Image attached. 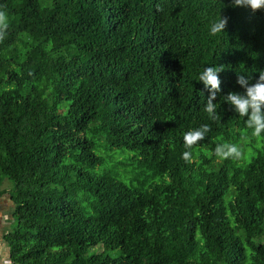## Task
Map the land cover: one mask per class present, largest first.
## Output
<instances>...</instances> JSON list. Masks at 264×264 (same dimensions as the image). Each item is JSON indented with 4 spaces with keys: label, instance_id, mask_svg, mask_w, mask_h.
I'll return each mask as SVG.
<instances>
[{
    "label": "trees",
    "instance_id": "obj_1",
    "mask_svg": "<svg viewBox=\"0 0 264 264\" xmlns=\"http://www.w3.org/2000/svg\"><path fill=\"white\" fill-rule=\"evenodd\" d=\"M219 14L225 29L210 34ZM3 17L10 264H264V131L221 98L264 69V8L0 0ZM209 65L221 68L213 114L197 80ZM224 144L239 155L216 154Z\"/></svg>",
    "mask_w": 264,
    "mask_h": 264
},
{
    "label": "clouds",
    "instance_id": "obj_2",
    "mask_svg": "<svg viewBox=\"0 0 264 264\" xmlns=\"http://www.w3.org/2000/svg\"><path fill=\"white\" fill-rule=\"evenodd\" d=\"M230 6H246L251 10L264 8V0H229ZM227 23V17L219 14V18L214 20L209 26L210 34H216L224 31ZM219 66H204L198 73L197 80L204 88L208 90V97L204 105V110L213 114L216 108L213 102L216 93L220 91V80L218 72ZM247 75L237 74L236 83L243 89L242 92L228 91L221 98L231 106L232 110L243 117L245 125L252 130L253 135H259L264 131V69H260L254 82L249 83ZM208 132V125L201 124L198 128L187 131L183 135V141L186 146L192 145L198 139H202ZM216 154L222 157L239 155L237 147L233 144L218 145L215 148ZM182 158H188V152L182 153Z\"/></svg>",
    "mask_w": 264,
    "mask_h": 264
},
{
    "label": "crops",
    "instance_id": "obj_3",
    "mask_svg": "<svg viewBox=\"0 0 264 264\" xmlns=\"http://www.w3.org/2000/svg\"><path fill=\"white\" fill-rule=\"evenodd\" d=\"M13 205L7 194L0 196V264L9 263V252L4 235L12 228L14 220L11 216Z\"/></svg>",
    "mask_w": 264,
    "mask_h": 264
},
{
    "label": "rangeland",
    "instance_id": "obj_4",
    "mask_svg": "<svg viewBox=\"0 0 264 264\" xmlns=\"http://www.w3.org/2000/svg\"><path fill=\"white\" fill-rule=\"evenodd\" d=\"M6 22H7V19H5L4 17L0 19V24H4ZM3 182H4L3 186H4L5 189H7V191L13 188V183L10 180L4 179ZM107 253L110 256H117L118 255V251L117 250H109Z\"/></svg>",
    "mask_w": 264,
    "mask_h": 264
}]
</instances>
